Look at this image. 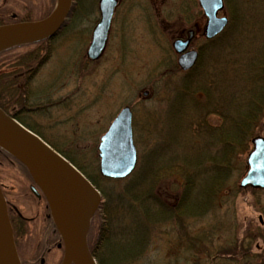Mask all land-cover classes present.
<instances>
[{"label": "rangeland", "instance_id": "1", "mask_svg": "<svg viewBox=\"0 0 264 264\" xmlns=\"http://www.w3.org/2000/svg\"><path fill=\"white\" fill-rule=\"evenodd\" d=\"M49 1L51 4V0H0V7L18 12L33 10L35 16L46 10ZM98 1L83 0L85 8L74 13L76 20L68 19L70 24L50 41L52 48L46 60L34 63L36 72L26 86L31 96L26 98L25 107L16 104L10 109L13 107L14 111L21 112V116L27 118L23 120L26 124L37 121L38 124L31 125L35 132L70 156L89 176L96 180L100 177L99 185L114 198L121 183L104 180L99 172L101 135L119 110L128 105L133 112V137L138 142L139 153H148L152 143L161 142L162 109L165 110L170 99L161 101L163 95H167L162 92V81L174 79L179 74L170 65L178 57L173 41L192 28L195 37L191 45L198 49L205 41L206 17L197 0H120L106 46L99 59L90 60L86 52L92 29L99 19ZM224 4L219 15L224 14L230 19L224 31H230L233 24H237L240 15L243 16L242 10L256 22L264 20V0H226ZM249 6L252 11L248 12L245 8ZM255 42L264 43V31ZM31 48L16 47L3 55L0 72H8L11 63L16 61L14 55ZM208 119L212 124L220 122V117L215 114ZM162 121L167 122L165 113ZM157 134L159 139L155 137ZM258 135L264 136V129ZM247 153L242 157V167L233 172L221 188V197L215 199L217 206L204 215L190 216L182 226L174 221L161 222L147 242L144 233L141 254L119 264H264V189L252 191L255 188L239 185L248 167ZM140 159L138 157L131 174L143 168L141 163L139 165ZM4 169H1L3 185L22 194L18 201L13 199L14 191H8V197L24 215H35L36 198L28 192V182L11 178V173L19 176L18 169ZM183 179L177 178V181L183 182ZM170 186H173L172 181H165L164 191L169 195L172 194ZM164 191H161L162 195H165ZM176 192L180 193V183ZM153 210L156 216L162 214V210ZM41 221H44L41 217L24 221L26 231L22 233L20 245L26 264H38L44 248L45 234H42L41 226L45 227V223ZM120 228L118 220L115 230ZM237 247L244 252L234 255L229 252ZM45 257L46 264L59 263L50 253Z\"/></svg>", "mask_w": 264, "mask_h": 264}, {"label": "trees", "instance_id": "2", "mask_svg": "<svg viewBox=\"0 0 264 264\" xmlns=\"http://www.w3.org/2000/svg\"><path fill=\"white\" fill-rule=\"evenodd\" d=\"M55 2L51 0L50 4L49 1L41 15L33 16V10H27L17 19L5 18L0 24L43 18L51 12ZM84 6L83 0H74L69 20L75 21L74 13ZM245 9L252 11L250 6ZM242 14L230 31L199 47L198 61L191 70L181 73L176 63L170 64L180 75L162 81V92L167 95H163L161 101L170 99L165 110L162 109L161 142L152 143L148 153L138 151L139 165L141 163L143 168L126 180L104 178L121 183L114 198L99 185L100 177L92 178L69 158L102 192L103 201L92 217L88 236L98 264H119L136 258L142 251L144 233L147 242L161 222L174 221L182 226L190 216L204 215L217 206L215 199L221 197V188L231 174L240 169L242 157L250 150L251 138L264 129V43L255 42L258 36L262 37L264 20L256 22L243 10ZM69 24L64 22L60 31ZM28 46L32 48L14 55L16 61L11 63L8 72H0V106L5 110L20 103L16 100L20 97L18 82L7 75L33 65L43 52L47 54L51 50L49 39ZM14 48L0 52V58ZM164 113L165 123L162 121ZM211 114L220 117L218 124L209 122ZM155 137L159 139L158 134ZM7 167L19 170V176L11 173L13 180L31 181L25 166L0 150V168ZM181 177L183 182L177 181ZM170 180L173 183L171 195L164 191L165 181ZM179 183L180 193H177ZM4 194L9 196L7 191ZM154 208L162 210V214L154 215ZM118 220L121 228L115 230ZM21 231H26L25 225ZM229 252L234 255L243 253L244 249L231 248Z\"/></svg>", "mask_w": 264, "mask_h": 264}, {"label": "water", "instance_id": "3", "mask_svg": "<svg viewBox=\"0 0 264 264\" xmlns=\"http://www.w3.org/2000/svg\"><path fill=\"white\" fill-rule=\"evenodd\" d=\"M205 16L204 34L212 38L228 22L218 13L224 0H198ZM73 0H57L53 10L38 20L0 25V51L15 45L32 43L54 36L66 20ZM118 0H99L100 20L95 25L87 55L97 59L107 41L114 8ZM194 36L190 29L186 38H176L173 47L180 53L178 65L190 69L198 58V50L187 49ZM144 94L148 95V91ZM252 150L247 155L248 170L240 186L264 188V136L252 138ZM0 146L23 163L34 183L45 195L52 215L63 238L64 253L61 264H98L87 243L92 214L102 202L100 191L68 159L54 150L40 136L24 127L0 108ZM100 172L110 178H124L135 168L137 149L133 141L132 111L124 106L101 136L98 145ZM59 177H66L74 187L71 195ZM31 189L39 194L35 186ZM44 260H41L43 264ZM0 264H20L14 244L7 205L0 186Z\"/></svg>", "mask_w": 264, "mask_h": 264}, {"label": "flooded vegetation", "instance_id": "4", "mask_svg": "<svg viewBox=\"0 0 264 264\" xmlns=\"http://www.w3.org/2000/svg\"><path fill=\"white\" fill-rule=\"evenodd\" d=\"M27 10L28 9H25L22 12H18V11L12 10L11 8H5V6L0 7V22H2L5 18L11 19V20L17 19L20 16V14H22L23 12H25ZM59 33L60 32H58L56 35H58ZM55 36H53L49 40L51 41ZM181 36L185 37L184 34L180 35V37ZM51 48H52V46H51ZM49 54H50V52H48L47 54L45 52H43L42 57L39 60H37L38 62H36V63H39L41 60L42 61L46 60V58L49 56ZM15 69H17V67L14 68V70ZM35 72H36V64H33L27 68H24L23 70H16V72L13 73L12 75H7V76H9V79H12V80L18 82L17 85L20 87V90L18 91V95L20 97L17 98L16 100H18L20 102L19 104H22V106H24V107L26 105V103H25L26 98L31 96V92H30V90L26 89V86L28 85V82L33 77ZM13 107L11 109L10 108L7 109V113L14 115L16 118H18L22 122H23V120L27 119V118L21 116L22 115L21 112L14 111ZM24 124H26V123H24ZM35 124H38L37 121H36V123H34L33 121L29 122V123L27 122L26 125L31 127V125L35 126ZM31 184H33V182H29L28 185L30 186ZM3 188L5 191L16 192V195H14V198H13L16 201H18L19 196L20 197L22 196V194L19 193V191L18 192L15 191L16 189L11 188L10 190H8L9 188L7 189V187L5 185L3 186ZM38 191L41 193V191L39 189H38ZM40 195H41L40 197H37V198L35 197L36 198L35 201L37 204V205H35V215H31V216L30 215L26 216L23 213H21L22 215L19 214L20 212L17 211V206L15 205V203H13L12 199H10L7 196L8 212H9L11 220H12L13 229L15 228L14 229V239H15V245H16L18 255L20 257L21 264H26L24 259H23L24 253H23V250L21 249V245H20V238L23 237V234H22L23 231H21V230L24 227V221H34V220L39 219L40 217L42 219H44V221H41V222L45 223V227H44V225L41 226L42 234H45V245H44V248L38 257V264H41L42 259L44 260V264H46L47 260H46L45 256L49 253L52 254V257H53V255L56 256V258H54V260L57 261V263H58V260L61 261V259H62V255H63V239H62V236H61L60 231L58 230V228L54 222V219L52 217L50 208L47 205L45 197L43 196L42 193ZM19 200H20V198H19Z\"/></svg>", "mask_w": 264, "mask_h": 264}, {"label": "bare ground", "instance_id": "5", "mask_svg": "<svg viewBox=\"0 0 264 264\" xmlns=\"http://www.w3.org/2000/svg\"><path fill=\"white\" fill-rule=\"evenodd\" d=\"M0 108L3 110V111H6L7 112V110H5V109H3L1 106H0ZM19 123H21L24 127H26L27 129H29L21 120H17ZM30 130V129H29ZM34 133L35 134H37L38 135V132H35L34 131ZM133 141H134V137H133ZM134 144H135V146H136V149H137V145H136V143H135V141H134ZM59 179H60V182H61V184H62V186H63V188L68 192V193H70L71 195H73L74 193H75V191H74V187H73V185L71 184V182H70V180H68V178H66V177H59ZM88 236H89V230H88V232H87V243H88ZM88 246H89V243H88ZM89 248H90V246H89Z\"/></svg>", "mask_w": 264, "mask_h": 264}]
</instances>
